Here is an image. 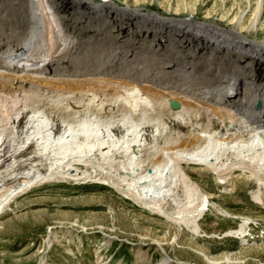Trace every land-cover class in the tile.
Returning <instances> with one entry per match:
<instances>
[{
    "label": "rangeland",
    "instance_id": "rangeland-1",
    "mask_svg": "<svg viewBox=\"0 0 264 264\" xmlns=\"http://www.w3.org/2000/svg\"><path fill=\"white\" fill-rule=\"evenodd\" d=\"M49 1L48 9L54 7L50 13L55 17L59 15V18H52L54 27L46 32V26L21 31L22 26L26 25L22 15L27 13L22 10L23 0H0V57H4L3 49L8 46L21 53L24 51V56L17 59H20L27 75L42 76L48 80V85H52L53 81H60L57 80L59 78H66L64 81L70 84L81 75L101 77L104 82L108 79V84H113L114 81L117 83L128 79L118 78L127 73L146 74L150 82L163 81L175 87L195 89L198 88L193 85L196 81L200 84L205 81L204 78L211 77L212 80L207 82L213 85L214 80L217 79L219 83L224 78V82L219 83L223 93L232 96L230 99H239L237 103L247 109L246 113L264 115V58L261 55H252L247 63L229 62L224 60V55L222 59L216 56L217 50L214 48L210 49L208 56L204 46L196 48V45L199 46L196 42L188 43L185 33L180 35L181 31L174 29L167 33L158 29L161 24L170 26V22L162 18L163 15L183 18L192 12L195 19L202 20L207 16V19L225 25L244 10L248 14L242 27L248 29L252 38L264 40V1L257 31L250 29L249 22L256 0H251L252 7L250 0H111L121 6L137 5L146 10V14H150L148 12L151 10L157 11L161 14L158 21L145 17L126 21L125 16L118 19L110 12L85 7L81 8L83 13L79 14L76 10L80 6L72 2L62 6L61 0H54V4ZM35 24L37 27L38 22ZM129 28L146 30L133 33ZM148 29L158 31L151 33ZM177 35L179 39H175ZM32 48H37V52L39 49L40 55L45 53L40 61L24 60L28 57L25 52L30 55L35 50ZM132 48L135 49L132 51ZM14 49L10 52L13 53ZM131 51L133 54L129 53ZM33 67L38 74L30 71ZM176 77L180 80H176ZM5 79L12 90L5 88L3 92L0 91V137L2 125L20 102L30 103L33 94L36 97L39 94L54 98L63 90L35 83V79L31 80V84H23L25 86L21 89L22 85L16 86L12 81L8 82L10 78ZM1 81V85L6 84ZM239 85L244 87L245 95L250 96L254 104L240 99L242 91L238 90ZM164 98L169 101L174 99ZM196 98L201 103L206 100ZM214 108L220 109L221 106L215 105ZM218 113L223 112L219 110ZM233 116L225 114L228 121L237 119ZM238 118H241L243 125L249 123L242 116ZM6 124L8 129L5 131L9 135L10 125L8 122ZM184 166L189 179L211 200V205L199 216V232L194 233L183 224L171 223L145 210L103 181L85 180L78 183L54 180L36 184L18 194L0 212V264H98L100 260L106 261V264H157L162 252L152 241H159L170 257L181 262L209 264L205 260L209 256L219 260L218 264H264V202L259 203L251 196L256 188L254 181L247 173L236 171L230 174L226 183H220L216 175L203 165ZM244 221L249 222L246 234L241 239L229 233L238 229ZM51 231L56 238L48 244L46 240ZM106 235L112 239L108 241Z\"/></svg>",
    "mask_w": 264,
    "mask_h": 264
},
{
    "label": "bare ground",
    "instance_id": "bare-ground-1",
    "mask_svg": "<svg viewBox=\"0 0 264 264\" xmlns=\"http://www.w3.org/2000/svg\"><path fill=\"white\" fill-rule=\"evenodd\" d=\"M48 1L21 2L22 10L27 12L22 15L26 25L22 26L21 31H30V28L43 29L44 26L46 32L53 29L52 18H59V15L55 17L50 13L54 7L49 10ZM61 1L62 6L70 2L80 6V9L76 10L79 14L83 13L81 8L85 7L110 12L118 19L120 16H125L126 21L141 17L158 21L161 15L152 10L148 12L150 14H146V10H142L137 5L121 6L111 0ZM263 1L256 0L250 14L252 31L258 29ZM250 5L251 7L253 5L251 0ZM193 14L191 12L183 18L163 15L162 18L170 22V26L161 24L158 29L165 32L174 29L176 32L181 31L180 35L185 33L188 43L199 44L196 48L204 46L207 49L204 52L208 56L210 49L214 48L217 50L216 56L222 59L224 55V60L229 62L234 60L237 63H247L252 55H261L264 58V40L252 38L248 34V29L242 27L248 12L243 10L239 16L232 21L229 20L230 23L225 25H220L214 19H207V14L202 20L195 19ZM35 22H38L37 27ZM158 29H148V31L152 33ZM145 30L129 28L133 33H142ZM175 39H179V36ZM134 43L137 46V42ZM0 47L2 48V44ZM11 48L13 47L4 48L2 54L4 57H0V81L3 78L1 82H6L5 77L10 78L8 82L12 81L16 86L22 85L21 89L31 84L32 79H35V83L48 85V80L46 81L42 76L27 75L20 59H17L18 56H24L22 54L24 51L22 50L21 53L20 50L13 48L15 51L11 53L10 50H13ZM36 49L30 55L25 52L28 57L24 60L40 61L45 53L40 55L39 49L38 52ZM133 49L135 48H132V51ZM132 51L129 53L131 54ZM163 69L160 68L161 71ZM30 71L38 74V70L34 67ZM127 74L118 78L128 77V79H122L117 83L112 80L113 84H108V79L104 82L101 77L88 75H81L79 76L81 78L73 79L70 84L64 81L67 80L66 78L57 79L60 81L51 80L55 85L48 86L63 89L62 93L57 96L53 94L54 98L39 94L36 97L33 94L32 98L28 97L31 98L30 103L22 100V104L21 102L17 104V108L5 122V124L9 123L12 134H6L7 124H3L2 137H0V212L18 194L36 184L54 180L78 183L85 180H99L145 210L171 223L183 224L197 233L200 231L199 216L211 205V200L209 201L192 182L193 180L189 179L184 165H203L216 175L220 183H226L233 172L247 173L256 184L251 196L259 203L264 202V115H258L256 112L246 113L247 109L238 105L239 99H230L232 96H227V92L223 93L219 84L224 82V78L221 77L222 80L219 83L216 82L217 79L214 80L213 85L207 82L212 80L211 77L204 78L205 81L200 84L196 81L193 85H197L198 88L195 89V87H175L163 81L150 82L146 74ZM171 76H168L169 79H172ZM185 76L187 77V74ZM118 78L116 76V79ZM241 86L238 87V90L242 91L240 99L254 104L251 97L245 95L244 87ZM5 88L12 90L7 82L4 85L0 84V91ZM156 92L162 95H157ZM164 96L174 99L169 101ZM196 96L206 99L205 102H198ZM198 105L204 106L198 108ZM215 105L221 108H214ZM210 106L214 107L210 108ZM219 110L223 113H218ZM202 113L204 116L200 117ZM228 113L233 114L237 119L228 121L225 117ZM240 116L246 118L249 123L241 124V118H238ZM201 118L204 120H200ZM248 222L244 221L238 229L229 233L241 239L246 234ZM106 236L108 241L112 239L111 236ZM54 238L56 234H52L51 231L46 241L49 244ZM151 243L162 252L157 264L172 262L193 264L170 257L159 241ZM208 257H205L207 263H219V260ZM105 262L100 260L98 264H106Z\"/></svg>",
    "mask_w": 264,
    "mask_h": 264
},
{
    "label": "water",
    "instance_id": "water-1",
    "mask_svg": "<svg viewBox=\"0 0 264 264\" xmlns=\"http://www.w3.org/2000/svg\"><path fill=\"white\" fill-rule=\"evenodd\" d=\"M54 2H55L54 0H51V3H52V4H54ZM115 38L118 39V36H115Z\"/></svg>",
    "mask_w": 264,
    "mask_h": 264
}]
</instances>
